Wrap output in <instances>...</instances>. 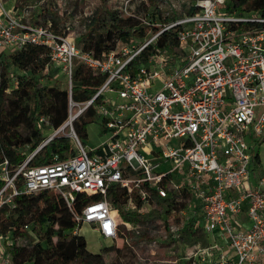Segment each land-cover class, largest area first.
I'll return each instance as SVG.
<instances>
[{
    "label": "built area",
    "instance_id": "2783aa9c",
    "mask_svg": "<svg viewBox=\"0 0 264 264\" xmlns=\"http://www.w3.org/2000/svg\"><path fill=\"white\" fill-rule=\"evenodd\" d=\"M130 1L122 7L128 15ZM229 1L194 0L186 13L157 26V19L142 18L146 34L140 41L117 39L99 56L83 50L69 34L23 22L13 7L0 3V53L44 46L65 75L68 116L44 143L65 134L73 150L42 165L27 164L37 149L14 169L7 160L1 162L0 206H13L22 193L54 191L71 210L73 233L88 224L102 238L114 240L124 233L121 226L132 225L118 208L136 212L144 222L157 214L165 240L183 245L172 264L191 262L197 254L206 264L211 252L215 264H264V177L253 182L250 169L252 143L264 136V17L240 13L226 5ZM169 32L179 53L166 42L157 45ZM77 63L105 75L94 95L80 102L70 95ZM92 105L108 136L88 146L73 121ZM36 121L49 125L44 115ZM116 187L126 192L118 207L108 195ZM75 193L91 197L78 212L71 209ZM243 210L247 228L237 224ZM169 213L178 220L166 218ZM192 228L204 235L217 232L224 244L198 241L199 252L193 253L182 241ZM3 240L11 244L9 233L0 234V254L8 257Z\"/></svg>",
    "mask_w": 264,
    "mask_h": 264
},
{
    "label": "trees",
    "instance_id": "16d2710c",
    "mask_svg": "<svg viewBox=\"0 0 264 264\" xmlns=\"http://www.w3.org/2000/svg\"><path fill=\"white\" fill-rule=\"evenodd\" d=\"M141 2L142 6L145 5L144 1ZM226 5L240 13L255 11L264 17V0H231ZM155 12H148L146 6L143 9L137 7V11L122 17L118 11L104 6L90 16L81 34L79 46L99 56L102 52L113 49L117 39L140 41L146 34L141 19L158 18ZM157 45H167L179 53L174 32L164 33ZM146 53L148 52H144ZM0 63L4 69V75L0 78V163L7 160L8 167L14 169L36 149L27 162L29 166L52 162L54 155H57V159L69 156L73 152L70 137L57 134L44 143L47 136L36 121L40 115L47 116L49 126L57 129L68 116L67 87L56 82L47 85L37 78L50 64L48 49L29 44L16 51L1 52ZM10 67L20 73L15 75L17 80L13 86L10 84L13 76ZM104 79L105 75L93 73L77 63L72 77L71 98L77 102L89 99ZM96 116L92 105L73 121V129L82 141L87 137V124ZM2 185L3 182L0 181V187ZM108 195L117 207L126 200L125 190L119 187ZM92 197L97 198L95 195ZM89 199L91 197L84 193H75L71 209L80 211ZM13 202V206H0V234L9 233L11 241L24 239L26 244L9 245L7 254L11 264H139L131 246L142 239L150 240L144 235H130L129 241L126 235L131 231L121 226L124 232L119 234L123 238L121 245H111L94 253L88 250L86 239L81 234L73 233L76 222L58 193L48 190L22 193L15 196ZM118 210L123 220L131 224L143 220L136 212H123L120 208ZM196 230L198 229H190L187 236H195ZM111 251H114L116 260L106 261L104 254Z\"/></svg>",
    "mask_w": 264,
    "mask_h": 264
},
{
    "label": "rangeland",
    "instance_id": "374dc122",
    "mask_svg": "<svg viewBox=\"0 0 264 264\" xmlns=\"http://www.w3.org/2000/svg\"><path fill=\"white\" fill-rule=\"evenodd\" d=\"M124 1L125 0H0V3L7 9L13 7L14 14L20 17L23 22L48 25L61 33L69 34L78 45H81V34L92 13L105 6L112 8L116 12L118 11L122 17L127 16L128 14L122 10ZM193 1L194 0H154L151 2L150 0H146L145 5L142 6L140 0H131L128 4V10L130 12H135L137 11V7H142L143 9L145 6L148 12L155 10L158 18L154 17V19H157V22L154 23L155 26H157L156 23L169 21L176 14L182 15L186 13L190 3ZM146 17L148 16L146 15ZM159 28L160 26H158V29ZM149 30L154 31L152 26H148L147 31ZM167 39L168 38H166L165 42ZM9 70L13 74L10 83L11 86H13L17 80L15 75L20 73L13 67H10ZM3 75L4 69L0 63V78ZM37 78L47 85L56 82L63 87L66 86L65 75L59 67L51 61L48 68L38 74ZM41 128L43 129L44 135L47 137L53 131V128L46 123L41 124ZM68 131V128L64 130L65 133H68ZM107 136L108 134L103 132L101 118L96 116L92 122L87 124V137L84 141L88 146H94L104 141ZM252 145L254 147L252 148L253 158L250 163V169L255 178L258 179L264 177V136L252 143ZM254 155H257V157L254 158ZM252 179H254V177H252ZM165 217L172 221L178 220V215L174 218L171 213L166 214ZM161 218L160 215L153 214L151 218H148L147 222L140 220L133 223L131 228H126L131 231L130 234L126 235V239L129 241H131L130 235H144V237L150 238L149 241L144 238L145 240H139L140 242L138 241L137 244L133 245V251H135L139 257L147 258L146 260L149 261V264H172L170 260L177 258V256H181V254H178L176 248L180 249L183 247L182 243H173V245L163 237L161 231L163 223L161 222ZM76 234H81L86 239L88 250L94 253L101 252L103 248L111 245L120 246L121 242H123V238L119 236L114 240L102 238L88 224L81 225ZM192 235L185 236L182 241L187 243L193 253L198 251V241L212 244L214 241L218 240V237L212 236L211 233L204 235L199 230H196L195 236ZM8 241L9 240H3V243H1L5 247V253L8 251ZM150 241H154V243L148 245ZM13 243L22 245L26 244V241L24 239H18L16 241L12 240L11 244ZM210 251L214 250L211 249ZM211 253L213 256H211V259L206 264H215V255L213 252ZM104 258L106 261L116 260L114 251L104 254ZM199 258V254H197V256L191 258V262L188 261L185 262V264H200ZM0 264H11L6 254H0Z\"/></svg>",
    "mask_w": 264,
    "mask_h": 264
},
{
    "label": "crops",
    "instance_id": "0c3cea01",
    "mask_svg": "<svg viewBox=\"0 0 264 264\" xmlns=\"http://www.w3.org/2000/svg\"><path fill=\"white\" fill-rule=\"evenodd\" d=\"M256 141H257V139H256ZM255 142V141H254ZM253 142V143H254ZM254 147V146H253ZM252 177H254V179H252ZM251 179H252V181L253 182H256V181H258L260 178H258V179H256L255 178V176L253 175V172L251 171ZM238 225H240L241 227H243V228H247V227H249V225H250V223H249V220H248V218H247V216H246V212H245V210H243L242 211V213H240L239 214V216H238V223H237ZM211 235L212 236H216V237H218V233L217 232H213V233H211ZM220 244H224L222 241H221V239H219L218 238V240H217Z\"/></svg>",
    "mask_w": 264,
    "mask_h": 264
}]
</instances>
